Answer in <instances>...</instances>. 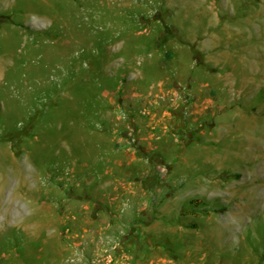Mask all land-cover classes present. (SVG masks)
I'll return each instance as SVG.
<instances>
[{
	"label": "rangeland",
	"instance_id": "1",
	"mask_svg": "<svg viewBox=\"0 0 264 264\" xmlns=\"http://www.w3.org/2000/svg\"><path fill=\"white\" fill-rule=\"evenodd\" d=\"M0 264H264V0H0Z\"/></svg>",
	"mask_w": 264,
	"mask_h": 264
},
{
	"label": "crops",
	"instance_id": "2",
	"mask_svg": "<svg viewBox=\"0 0 264 264\" xmlns=\"http://www.w3.org/2000/svg\"><path fill=\"white\" fill-rule=\"evenodd\" d=\"M124 139H127V138H124ZM103 146L102 148H106L105 147V142L102 143ZM115 148H117L118 150H120V145L119 146H116ZM132 149V148H131ZM125 150V149H124ZM120 152V151H119ZM122 154V152H120ZM128 153V156H130V159L126 160L124 158V156H120V157H117V158H114V159H111L110 160H107L106 163L104 162L103 163V167H102V172H103V175L104 177H106L110 172V175L112 173H114V176L115 177H122V178H127L128 177V174L131 172V164H135L137 161H136V157L130 153V152H127ZM109 159V158H108ZM127 161V162H126ZM86 165V164H85ZM101 165V164H100ZM88 165H86V168H87ZM110 166H113V167H110ZM126 168H125V167ZM135 166V165H134ZM107 167H110V169L108 168V170L106 169ZM136 167V166H135ZM101 168V166H100ZM99 168V169H100ZM119 168V169H118ZM119 170V171H118ZM129 170V171H128ZM115 171V172H114ZM118 172H120L119 174H117ZM129 172V173H128ZM109 176V175H108ZM110 181H106L105 184H104V188L107 189L108 186H109V183ZM118 184L115 186V191L117 193L116 196H114L113 198V202H116V200L119 199V201H121V205L123 206H130V201L133 199L131 193H132V190H133V186H131V184H129L128 182H124L122 179H118ZM139 187V186H138ZM141 187V186H140ZM150 189V188H149ZM119 192V193H118ZM140 192L142 193H145L147 192V190L144 188V186H142V188L140 189ZM123 197V198H122ZM132 198V199H131ZM135 199V198H134ZM108 217V216H107ZM121 217H123L121 215Z\"/></svg>",
	"mask_w": 264,
	"mask_h": 264
},
{
	"label": "trees",
	"instance_id": "3",
	"mask_svg": "<svg viewBox=\"0 0 264 264\" xmlns=\"http://www.w3.org/2000/svg\"><path fill=\"white\" fill-rule=\"evenodd\" d=\"M32 127H33V121L31 120L29 122V125H28V128L27 129H24V130L23 129H20V130L16 131L15 133H12L10 135H6L5 138H9V136H11L12 138H17L18 140H20V138L22 137V135L26 134V132H28V130L30 128H32ZM17 153H20V151H18Z\"/></svg>",
	"mask_w": 264,
	"mask_h": 264
}]
</instances>
